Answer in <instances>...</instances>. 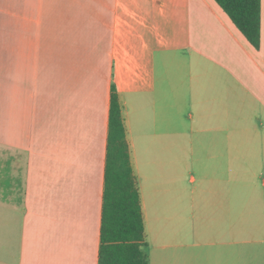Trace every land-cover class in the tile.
Instances as JSON below:
<instances>
[{
	"label": "crops",
	"instance_id": "1",
	"mask_svg": "<svg viewBox=\"0 0 264 264\" xmlns=\"http://www.w3.org/2000/svg\"><path fill=\"white\" fill-rule=\"evenodd\" d=\"M114 88L149 264H264V0H0V264L99 263Z\"/></svg>",
	"mask_w": 264,
	"mask_h": 264
},
{
	"label": "trees",
	"instance_id": "2",
	"mask_svg": "<svg viewBox=\"0 0 264 264\" xmlns=\"http://www.w3.org/2000/svg\"><path fill=\"white\" fill-rule=\"evenodd\" d=\"M258 49L261 0H214ZM141 195L134 174L122 108L113 89L98 264H149Z\"/></svg>",
	"mask_w": 264,
	"mask_h": 264
},
{
	"label": "rangeland",
	"instance_id": "3",
	"mask_svg": "<svg viewBox=\"0 0 264 264\" xmlns=\"http://www.w3.org/2000/svg\"><path fill=\"white\" fill-rule=\"evenodd\" d=\"M0 154H1V152H0Z\"/></svg>",
	"mask_w": 264,
	"mask_h": 264
}]
</instances>
